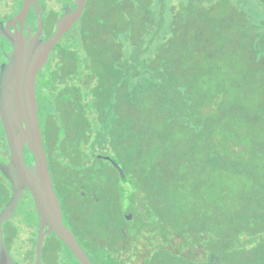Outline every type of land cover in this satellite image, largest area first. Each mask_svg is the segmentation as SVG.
<instances>
[{"label": "trees", "instance_id": "obj_1", "mask_svg": "<svg viewBox=\"0 0 264 264\" xmlns=\"http://www.w3.org/2000/svg\"><path fill=\"white\" fill-rule=\"evenodd\" d=\"M262 5L86 0L56 43L35 112L64 226L92 264H264ZM51 37L30 38L28 62ZM3 158L0 217L19 194ZM18 199L2 221L7 264L17 231L31 229L33 252L38 226L29 192Z\"/></svg>", "mask_w": 264, "mask_h": 264}, {"label": "water", "instance_id": "obj_2", "mask_svg": "<svg viewBox=\"0 0 264 264\" xmlns=\"http://www.w3.org/2000/svg\"><path fill=\"white\" fill-rule=\"evenodd\" d=\"M26 1L28 2L31 0ZM85 2L86 0H78L74 13L71 16H66L58 21L53 36L49 39L47 46L36 60L32 62L26 60L24 43L22 42L19 33H15L10 40L14 50V99L17 105L19 118L23 124L26 147L33 155L34 173L30 172L24 163L22 146L16 139L10 122V113L1 103L0 122L5 133L12 162V168L8 176L11 181H15L16 179L18 184L29 192L38 216V228L35 243V264H41L40 256L43 237L45 235L44 228H46V233L52 232L61 241L79 264H92L71 232L62 223L61 210L56 202L50 183L34 104L35 74L46 62L50 51L56 45L62 34L68 31L79 20ZM1 165L2 163H0V166ZM19 195L20 194H18V196ZM18 196L5 209L4 216L0 217V245L2 221L7 218V215H5L6 212L15 207ZM5 261L6 260L2 255V250L0 248V264H6Z\"/></svg>", "mask_w": 264, "mask_h": 264}, {"label": "flooded vegetation", "instance_id": "obj_3", "mask_svg": "<svg viewBox=\"0 0 264 264\" xmlns=\"http://www.w3.org/2000/svg\"><path fill=\"white\" fill-rule=\"evenodd\" d=\"M71 7H72V0H31L28 2L26 0H0V103L4 105L10 113V122L13 127L15 136H16V129L14 128L13 120H15L18 115L16 114L13 103L8 104L4 102V98H5L4 93L9 92L10 89H14L13 88L14 77H15L14 50L10 40L12 39L15 33H19L21 35V40L24 43V52H25L26 60L28 61L30 52L32 51V49H30L31 46V43L29 42L30 38L32 36H35L36 34H38L39 38L43 40L53 36L57 28L58 21L66 16H69L67 12L71 9ZM40 18L42 19L43 22L41 30L39 28ZM39 30L40 32L37 33V31ZM54 47L50 51L46 62L39 68V70L35 74V86H34L35 90L38 89L39 87H44L47 84V75L50 74L51 72L43 70V67L50 59ZM58 82L59 83L57 84L56 89H58V87H60L61 85L60 80H58ZM67 84L70 85L69 79L67 80ZM16 139L20 142L17 136ZM42 139L43 137H41V141ZM3 140H5V143H3ZM43 147H45L44 144ZM3 155L6 157L8 155L10 156L5 133L0 122V163L6 164L7 159L3 158ZM17 186H19L18 193L21 196L24 193V188L19 184ZM60 210H61L62 223L64 225L65 224L64 216L62 214V209ZM44 233L45 235L43 237L42 250L40 256L41 264H43L45 255L53 256L55 252L58 251L57 250L58 246L59 248L63 247L61 245V241L57 240V238L54 236L52 232L46 233V228H44ZM28 237L29 234L27 231H25V237L23 239L21 238L23 244L19 248L20 250L22 248L26 249L24 255L25 258L23 260L24 264L27 263L31 264V262L29 261L30 255H28L29 252L31 251V245L27 243ZM36 237H37V230L35 236V243H36ZM73 237L84 251L82 244L80 243L78 237L74 233H73ZM35 243L33 248L34 264L36 260ZM13 249L15 250V248ZM63 249L68 252L70 257L73 259V261L76 264H79L65 246L63 247ZM2 255L5 258V255L3 254V250H2ZM134 259L135 258L133 257L131 260V264H134L133 262ZM47 264H54V262L53 261L49 262L48 260Z\"/></svg>", "mask_w": 264, "mask_h": 264}, {"label": "rangeland", "instance_id": "obj_4", "mask_svg": "<svg viewBox=\"0 0 264 264\" xmlns=\"http://www.w3.org/2000/svg\"><path fill=\"white\" fill-rule=\"evenodd\" d=\"M262 9L264 10V5L261 6ZM264 12V11H263ZM42 142L45 145V140L46 137H44V135L42 136ZM46 151V148H45ZM27 229L28 234H30L31 230L30 228H25ZM18 236L20 237V239H18V241L15 243L14 248L15 250H11V254H12V258L14 259V261H16L18 264H24V255H25V251L26 249L22 248L21 250L19 249L21 247V245L23 244V242L21 241V238L23 239L25 237V231L24 230H18L17 231ZM19 246V247H18ZM57 252H55V254L52 256H44V260H43V264H47L48 260L53 261L54 264H76L73 259L70 257V255L68 254V252L66 250L63 249V247L59 246L57 247ZM29 258H30V262L31 264H34V257H33V252H32V248L31 251L29 252ZM50 258V259H49ZM134 264H139L140 263V259H134ZM28 264V263H27Z\"/></svg>", "mask_w": 264, "mask_h": 264}]
</instances>
